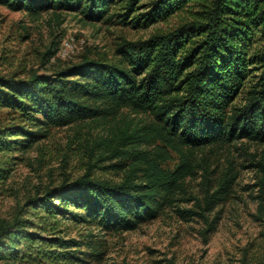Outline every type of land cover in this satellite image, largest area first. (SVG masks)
Segmentation results:
<instances>
[{"label":"trees","instance_id":"trees-1","mask_svg":"<svg viewBox=\"0 0 264 264\" xmlns=\"http://www.w3.org/2000/svg\"><path fill=\"white\" fill-rule=\"evenodd\" d=\"M13 9L78 11L100 20L119 4L121 20L145 26L185 11L168 30L146 37H123L119 59L80 60L27 75L0 73V196L16 158L65 125L122 107L152 114L150 123L102 135L108 156L130 159L120 180L85 171L36 188L9 216H0V260H49L80 264V240L61 233L62 218L125 230L154 218L168 204L186 175L194 172L184 147L246 137L264 141V0H0ZM55 51L49 48V57ZM247 86L241 102L237 95ZM5 109L3 113L1 110ZM161 143L154 148L141 143ZM169 147L179 153L173 166L163 162ZM100 156V155H99ZM98 156V158H99ZM101 157V156H100ZM262 167L264 164L259 163ZM235 173L225 172L199 203L200 210L177 205L186 218L204 216L213 230ZM255 216L264 221V175ZM72 206V207H70ZM34 216L36 218H34ZM46 231L43 235L36 230ZM35 250L38 255L34 256ZM27 252V253H26ZM257 264H264V259Z\"/></svg>","mask_w":264,"mask_h":264},{"label":"rangeland","instance_id":"rangeland-1","mask_svg":"<svg viewBox=\"0 0 264 264\" xmlns=\"http://www.w3.org/2000/svg\"><path fill=\"white\" fill-rule=\"evenodd\" d=\"M119 10L116 4L103 19L91 20L73 10L31 12L0 3V73L51 72L83 56L117 60L116 46L123 37L136 39L168 30L187 14L177 12L149 25L133 26L121 20ZM49 48L55 51L50 57L46 55ZM247 86L235 102L244 100ZM152 119L148 111L125 106L114 113L52 126L47 136L28 149L11 151L18 157L6 182L10 189L0 196V216H9L36 188L66 176L89 171L94 176L120 180L130 159L108 156L111 149L100 137L120 128L141 127ZM158 143L159 139L141 146L154 148ZM184 149L191 153L194 172L174 191L173 204L166 205L156 217L125 230L62 218L61 233L81 241L80 264H257L264 259V221L255 216L264 175L259 164H264V141L241 137ZM169 153L163 163L173 166L179 153L171 147ZM225 172L235 173V177L227 198L208 214V219L219 214L213 230L204 216L195 213L186 218L176 210L177 205L200 210L205 193ZM36 230L47 234L38 226ZM37 253L35 250L34 256ZM6 264L53 263L17 259Z\"/></svg>","mask_w":264,"mask_h":264}]
</instances>
